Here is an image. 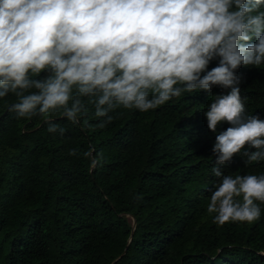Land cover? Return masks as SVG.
Wrapping results in <instances>:
<instances>
[{
  "label": "trees",
  "instance_id": "1",
  "mask_svg": "<svg viewBox=\"0 0 264 264\" xmlns=\"http://www.w3.org/2000/svg\"><path fill=\"white\" fill-rule=\"evenodd\" d=\"M236 74L246 114L264 119V65ZM228 91L186 93L146 113L118 108L103 128L85 98L80 123L55 117L62 135L38 117L17 119L14 96L0 100V264H264V204L253 223L218 226L206 210L219 183L212 148L230 125L213 133L204 113ZM245 159L218 167L264 174V161Z\"/></svg>",
  "mask_w": 264,
  "mask_h": 264
},
{
  "label": "clouds",
  "instance_id": "2",
  "mask_svg": "<svg viewBox=\"0 0 264 264\" xmlns=\"http://www.w3.org/2000/svg\"><path fill=\"white\" fill-rule=\"evenodd\" d=\"M262 8L264 0H0V100L14 96L17 119L38 117L62 135L55 117L80 123L85 98L103 128L118 108L146 113L186 93L229 89L204 113L213 133L230 125L212 148L219 183L206 210L218 226L253 223L264 174L225 175L218 166L235 156L264 161V119L246 114L236 74L264 65ZM102 160L93 156L91 167Z\"/></svg>",
  "mask_w": 264,
  "mask_h": 264
},
{
  "label": "water",
  "instance_id": "3",
  "mask_svg": "<svg viewBox=\"0 0 264 264\" xmlns=\"http://www.w3.org/2000/svg\"><path fill=\"white\" fill-rule=\"evenodd\" d=\"M135 223H136V221H135V219L133 218V224H134V226H135Z\"/></svg>",
  "mask_w": 264,
  "mask_h": 264
}]
</instances>
